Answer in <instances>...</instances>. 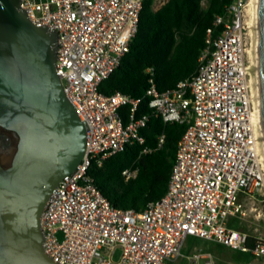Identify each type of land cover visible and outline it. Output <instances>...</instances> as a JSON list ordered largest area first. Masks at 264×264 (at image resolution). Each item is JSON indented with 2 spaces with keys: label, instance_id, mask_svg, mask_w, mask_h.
Returning a JSON list of instances; mask_svg holds the SVG:
<instances>
[{
  "label": "built area",
  "instance_id": "built-area-1",
  "mask_svg": "<svg viewBox=\"0 0 264 264\" xmlns=\"http://www.w3.org/2000/svg\"><path fill=\"white\" fill-rule=\"evenodd\" d=\"M143 0H19L38 27L54 32L55 71L86 123L85 152L48 198L40 218L45 254L58 264H231L211 253L181 249L188 237L210 241L264 262V239L230 227L264 201L247 0H232L205 32L195 72L158 92L145 70L148 109L164 123L186 125L176 143L164 195L140 211L113 207L88 171L132 144L142 145L148 117L142 98L105 95L99 85L118 67L137 32ZM218 29V32H216ZM129 106L126 124L119 110ZM164 140L157 138L154 150ZM152 149L143 148L142 153ZM136 170L122 171L125 180ZM116 253L118 255L116 256Z\"/></svg>",
  "mask_w": 264,
  "mask_h": 264
},
{
  "label": "water",
  "instance_id": "water-1",
  "mask_svg": "<svg viewBox=\"0 0 264 264\" xmlns=\"http://www.w3.org/2000/svg\"><path fill=\"white\" fill-rule=\"evenodd\" d=\"M256 18L264 143V0H256ZM56 41L29 21L19 0H0V126L19 137L10 166L0 167V264H58L44 252L40 218L58 183L81 162L87 125L55 71Z\"/></svg>",
  "mask_w": 264,
  "mask_h": 264
},
{
  "label": "trees",
  "instance_id": "trees-1",
  "mask_svg": "<svg viewBox=\"0 0 264 264\" xmlns=\"http://www.w3.org/2000/svg\"><path fill=\"white\" fill-rule=\"evenodd\" d=\"M231 1L166 0L154 8L155 0H143L137 32L128 52L99 85V91L105 95L119 92L134 99L142 98L136 117H148L140 130L144 139L142 145H129L104 160L100 167L92 164L88 171L113 207L140 211L148 202L164 195L176 143L186 129L184 124L164 123L148 109L149 99L143 97L148 87L145 70L153 68L158 92L171 90L178 82L188 79L195 72L201 50L205 48L206 29ZM119 112L126 124L129 106L121 107ZM159 136L163 137V146L154 150ZM145 147L152 151L142 153ZM129 168L136 170V175L125 180L122 171ZM251 259L253 257L244 254V264Z\"/></svg>",
  "mask_w": 264,
  "mask_h": 264
},
{
  "label": "rangeland",
  "instance_id": "rangeland-1",
  "mask_svg": "<svg viewBox=\"0 0 264 264\" xmlns=\"http://www.w3.org/2000/svg\"><path fill=\"white\" fill-rule=\"evenodd\" d=\"M164 2H166V0H155L154 8H158ZM252 208L253 209L250 211V205H248L246 208V216L238 219V222L236 219L230 218L229 225L234 228L238 225L242 232L264 239V201L256 204ZM193 248L211 253L218 261L229 262L231 264H244V254L231 250L227 247L217 245L213 242L193 237H188L185 240L181 253L183 255H190ZM117 255L118 253H116V256ZM180 264H183V262Z\"/></svg>",
  "mask_w": 264,
  "mask_h": 264
},
{
  "label": "bare ground",
  "instance_id": "bare-ground-1",
  "mask_svg": "<svg viewBox=\"0 0 264 264\" xmlns=\"http://www.w3.org/2000/svg\"><path fill=\"white\" fill-rule=\"evenodd\" d=\"M247 13L249 15L248 27H249V37L250 46L248 49L249 54V70L252 74L253 80V90L255 99V108L257 115L258 131H259V145L261 153L264 154V143H262V133H261V120L260 111L258 103V92H257V18H256V0H247Z\"/></svg>",
  "mask_w": 264,
  "mask_h": 264
},
{
  "label": "flooded vegetation",
  "instance_id": "flooded-vegetation-1",
  "mask_svg": "<svg viewBox=\"0 0 264 264\" xmlns=\"http://www.w3.org/2000/svg\"><path fill=\"white\" fill-rule=\"evenodd\" d=\"M19 142L18 134L0 126V167L10 166Z\"/></svg>",
  "mask_w": 264,
  "mask_h": 264
}]
</instances>
